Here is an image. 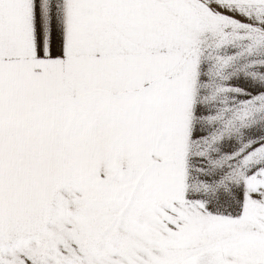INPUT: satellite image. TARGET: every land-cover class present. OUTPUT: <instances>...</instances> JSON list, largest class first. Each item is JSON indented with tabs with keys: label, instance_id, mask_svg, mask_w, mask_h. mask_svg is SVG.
Masks as SVG:
<instances>
[{
	"label": "snow or ice",
	"instance_id": "6c2138e0",
	"mask_svg": "<svg viewBox=\"0 0 264 264\" xmlns=\"http://www.w3.org/2000/svg\"><path fill=\"white\" fill-rule=\"evenodd\" d=\"M0 264H264V0H0Z\"/></svg>",
	"mask_w": 264,
	"mask_h": 264
}]
</instances>
